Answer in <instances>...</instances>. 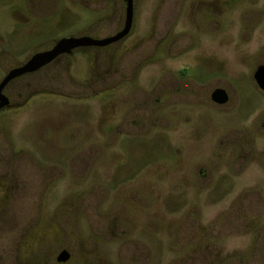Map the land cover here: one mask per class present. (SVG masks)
Here are the masks:
<instances>
[{"label": "rangeland", "instance_id": "1", "mask_svg": "<svg viewBox=\"0 0 264 264\" xmlns=\"http://www.w3.org/2000/svg\"><path fill=\"white\" fill-rule=\"evenodd\" d=\"M124 15L123 0H0V81ZM260 65L264 0H133L122 42L11 81L0 264H264Z\"/></svg>", "mask_w": 264, "mask_h": 264}, {"label": "water", "instance_id": "2", "mask_svg": "<svg viewBox=\"0 0 264 264\" xmlns=\"http://www.w3.org/2000/svg\"><path fill=\"white\" fill-rule=\"evenodd\" d=\"M123 2L125 5L123 27L114 36L99 40L86 36L64 38L55 42L48 51L37 53L31 56L23 65L8 71L0 81V110L10 105L7 97L3 95V91L11 81L25 75L33 74L46 67L60 56L70 55L76 49L88 47L104 48L127 37L131 31L133 21V0H123ZM252 79L258 90L264 93V65H260L256 68ZM210 100L215 105L223 106L227 103L228 96L223 89H215L210 95ZM68 260L69 254L66 251L60 252L56 257L57 263H65Z\"/></svg>", "mask_w": 264, "mask_h": 264}, {"label": "flooded vegetation", "instance_id": "3", "mask_svg": "<svg viewBox=\"0 0 264 264\" xmlns=\"http://www.w3.org/2000/svg\"><path fill=\"white\" fill-rule=\"evenodd\" d=\"M123 3H124V2H123ZM117 33H118V32H117ZM129 34H130V33H129ZM82 37H83V36H82ZM86 37H87V36H86ZM127 37H128V36H127ZM127 37H125L124 39L120 40V41L117 42V43L122 42V41L125 40ZM117 43H114V44H117ZM114 44H112V45H114ZM109 46H111V45H109ZM109 46H107V47H109ZM89 48H93V47L76 49V50H74L71 54H73L75 51L86 50V49H89ZM71 54H70V55H71ZM70 55H63V56H70ZM60 57H61V56H60ZM214 90H215V89H214ZM214 90H213V91H214ZM213 91H212V92H213ZM262 93H263V92H262ZM210 95H211V94H210ZM227 102H228V101H227ZM9 106H10V105H9ZM223 106H224V105H223ZM62 251H65V250H62ZM62 251H60V252H62ZM60 252H59V253H60ZM59 253H58V254H59ZM57 256H58V255H57ZM57 256H56V257H57ZM69 257H70V256H69ZM55 262H56V258H55ZM67 262H68V261H67ZM67 262H65V263H67ZM56 263H57V262H56ZM65 263H57V264H65Z\"/></svg>", "mask_w": 264, "mask_h": 264}]
</instances>
